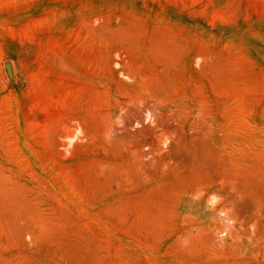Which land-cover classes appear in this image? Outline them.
Masks as SVG:
<instances>
[{
  "label": "rangeland",
  "instance_id": "1",
  "mask_svg": "<svg viewBox=\"0 0 264 264\" xmlns=\"http://www.w3.org/2000/svg\"><path fill=\"white\" fill-rule=\"evenodd\" d=\"M0 264H264V0H0Z\"/></svg>",
  "mask_w": 264,
  "mask_h": 264
},
{
  "label": "water",
  "instance_id": "2",
  "mask_svg": "<svg viewBox=\"0 0 264 264\" xmlns=\"http://www.w3.org/2000/svg\"><path fill=\"white\" fill-rule=\"evenodd\" d=\"M5 70H6L8 78L12 79L13 74H12V68H11V64L10 63H6L5 64Z\"/></svg>",
  "mask_w": 264,
  "mask_h": 264
}]
</instances>
